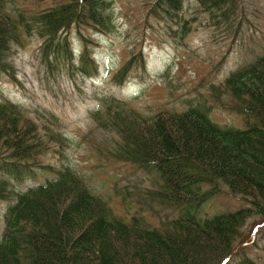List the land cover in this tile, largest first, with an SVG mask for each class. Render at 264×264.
<instances>
[{"label": "trees", "instance_id": "1", "mask_svg": "<svg viewBox=\"0 0 264 264\" xmlns=\"http://www.w3.org/2000/svg\"><path fill=\"white\" fill-rule=\"evenodd\" d=\"M193 1L217 25L234 12L235 0ZM188 2L152 0L147 12L182 38L197 15L189 13ZM7 3L0 0V72L11 76L6 57L11 44L32 35L41 40L44 60H61L73 75L96 71L91 37L114 29L111 0H52L33 11ZM130 68L131 61L122 64L112 82L121 84ZM206 92L179 113L141 117L113 97H103L101 108L92 113L93 129L107 133L104 143H92L96 153L154 176L150 187L131 183L140 209L127 223L78 170L67 164L53 169L43 162L51 149L61 154L58 149L65 143L54 115L35 110L36 118L30 117L19 106L0 101V201L7 203L0 264H259L242 244L254 243L256 223L246 231L248 220L264 222V55L231 71L223 83L209 84ZM214 107L239 115L244 128L213 122L209 114ZM93 129L89 136L94 137ZM45 171L53 176L20 187L24 179ZM221 193L245 205L211 218L198 215ZM154 205L181 212L150 229L137 214H155ZM259 230L264 236V225ZM260 250L264 257V245Z\"/></svg>", "mask_w": 264, "mask_h": 264}, {"label": "rangeland", "instance_id": "2", "mask_svg": "<svg viewBox=\"0 0 264 264\" xmlns=\"http://www.w3.org/2000/svg\"><path fill=\"white\" fill-rule=\"evenodd\" d=\"M151 1L111 0L114 29L91 37L97 43L91 48L98 63V73L91 79L73 75V71L69 72L68 67L59 59L50 57L48 65L39 51L41 40L36 35L23 39L19 44H11L6 55L10 62L8 70L11 76L0 72V100L18 105L30 117L36 118L34 111L44 109L55 115L61 124V132L66 140L64 147L58 149L61 154L51 149L43 160L53 166L65 163L81 170L92 188L108 201L113 212L125 219L130 218L137 209L128 199L136 196L129 183L139 179L144 188L151 174L129 164L106 161L96 153L95 145L85 141L94 125L91 111L99 107L98 101L102 96L112 95L129 101L145 116L168 103L173 108H179L191 97L192 89L202 78L218 83L230 70L247 64L264 52V0H235L234 12L229 14L227 20H219L218 25L207 21L198 5L189 0L188 5H192L189 13L197 15L182 38H179L178 33H170L163 24L159 25L154 17L148 15L147 4ZM51 2L8 0L7 6L33 11ZM184 7L188 10L186 2ZM70 41L75 43L73 35ZM131 49L140 50L142 60L128 73L126 82L122 85L114 84L111 76L129 57ZM162 73H168L173 89V99L169 102L166 89L158 80ZM210 116L222 125L244 127L239 115L218 107L213 109ZM92 135L96 141L94 143L101 140L104 143L107 137V133L96 128ZM32 181L27 180L23 184L30 185ZM123 186L130 191V195L127 191L122 192L125 195L124 201L118 194ZM6 204L0 201V232ZM244 205L243 201L221 193L203 204L198 215L211 218ZM154 208V215L144 212V225L158 226L159 220L176 218L181 212L158 205ZM258 221L255 218L248 220L246 231L256 223L251 234L254 243L252 241L242 245H247V254L253 260L264 264L260 250L264 245V236L259 235V228L264 222L259 224ZM256 234L259 235L258 239Z\"/></svg>", "mask_w": 264, "mask_h": 264}]
</instances>
